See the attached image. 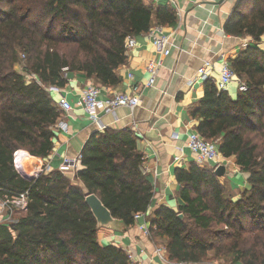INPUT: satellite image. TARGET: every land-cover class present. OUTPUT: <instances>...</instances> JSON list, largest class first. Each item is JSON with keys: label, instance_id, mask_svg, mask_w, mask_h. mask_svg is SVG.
Segmentation results:
<instances>
[{"label": "trees", "instance_id": "obj_1", "mask_svg": "<svg viewBox=\"0 0 264 264\" xmlns=\"http://www.w3.org/2000/svg\"><path fill=\"white\" fill-rule=\"evenodd\" d=\"M176 22L171 7L149 0H0V200L26 197L23 211L0 222V264H131L121 248L98 242L85 197L97 196L125 229L147 213L154 192L132 131L91 134L73 179L52 170L29 180L14 157L23 151L46 159L52 152L62 113L50 88H64L70 73L95 86H118L127 40ZM223 31L251 41L229 60L247 90L232 99L204 81L190 117L205 141L216 142L218 153L249 175V188L233 200L211 168L194 162L176 168L181 205L157 207L147 230L173 264H264V50L258 47L264 0H237Z\"/></svg>", "mask_w": 264, "mask_h": 264}, {"label": "crops", "instance_id": "obj_2", "mask_svg": "<svg viewBox=\"0 0 264 264\" xmlns=\"http://www.w3.org/2000/svg\"><path fill=\"white\" fill-rule=\"evenodd\" d=\"M149 1L156 6L171 7L176 13L174 27H161L162 34L169 38L168 55L160 56L163 47L154 46L147 33L134 37V47L127 50V64L117 70L121 83L114 88L98 86L103 89L100 98L111 93L139 97V104L133 109L119 107L112 113H100L99 117L105 129L127 128L133 132L136 149L143 156V172L154 192L147 213L140 214L132 228H98V242L121 248L131 257V264H160L156 245L144 234L143 228L148 229V217L157 207L163 205L177 210L181 201L175 196L179 187L174 170L196 163L187 148V137L196 132L198 124V120L190 117V110L203 96V82L197 78V70L205 63L210 64V79L214 83L222 62L235 59L251 42L248 37L236 38L223 31L237 0H174L173 4L169 0ZM258 47L264 50V36ZM150 60L159 61L160 65L153 85L147 87L150 74L146 67ZM67 77L64 88L50 91L56 104L64 97L72 106L60 117L66 130L53 129V149L46 159L26 153L22 162L32 175L45 169L58 170L64 159L76 158L89 136L98 132V126L76 106L84 89L92 83L82 74L70 73ZM225 91L232 99L239 93L236 83L229 84ZM218 162L227 170L224 177H218L220 182H225L233 200H238L249 188V175L240 171L233 157L224 158L219 154ZM201 167L212 169V165ZM81 168L79 165L76 171ZM74 174L67 176L73 179Z\"/></svg>", "mask_w": 264, "mask_h": 264}, {"label": "built area", "instance_id": "obj_3", "mask_svg": "<svg viewBox=\"0 0 264 264\" xmlns=\"http://www.w3.org/2000/svg\"><path fill=\"white\" fill-rule=\"evenodd\" d=\"M170 4L174 3V0H169ZM147 35L149 39L152 41L154 46L163 47V50L160 53V56H167L169 53V38L162 34L161 26H154L148 32ZM135 45L134 37H131L127 40L125 45L126 50L133 48ZM160 65L159 61L150 60L147 64L146 71L150 74V78L146 83L147 87L153 85L156 71L158 66ZM212 70V66L208 63H205L197 70V78L202 82L211 80L210 73ZM25 80L27 82L37 80L34 75H24ZM231 83H236L238 92H245L247 87L243 82H241L235 76L234 72L230 68L229 61H223L221 66L218 69V79L214 82L215 87L220 91H225L227 86ZM57 89L50 88L49 92ZM103 89L95 86L93 84L88 85L81 96L79 97L76 106L80 107L87 115L88 119L98 126V132H103L105 127L100 124V113H112L119 107H127L133 109L139 104V97L137 95H133L131 93H111L106 95L104 98H100ZM105 92V91H104ZM57 106L59 107L62 114H67L71 109V104L62 97L58 102ZM55 129H60L62 131L66 130L65 124L59 119V121L54 126ZM187 148L191 152V154L195 157V161L199 166L204 165H212V169L214 170L219 162H218V146L216 142L205 141L198 133L194 132L188 135L187 137ZM20 156L22 159L18 160L16 157ZM27 156V154L23 151H18L14 157V164L18 172L24 176L21 171L22 160ZM81 161V153L74 159H64L62 165L59 167V171L63 174L67 175L69 173H73L76 171ZM44 171L45 173H49V169L40 170L31 176V179L37 177V175ZM25 177V176H24ZM2 209H6L7 213L1 215L0 212V222L7 221L12 212L14 210L23 211L26 207V197L25 195H19L16 198H13L11 201H1ZM3 211V210H2ZM9 211V212H8ZM140 215L136 216V219ZM147 228H143L144 234L147 235ZM155 253L159 258L160 264H173L168 262L165 257V251L162 246H158L155 249ZM131 260V257L129 256Z\"/></svg>", "mask_w": 264, "mask_h": 264}, {"label": "water", "instance_id": "obj_4", "mask_svg": "<svg viewBox=\"0 0 264 264\" xmlns=\"http://www.w3.org/2000/svg\"><path fill=\"white\" fill-rule=\"evenodd\" d=\"M213 172L217 177H224L227 170L223 165H218ZM27 179L30 180L31 177ZM85 202L90 208L98 228L117 230L119 227H122L121 223L112 217L111 213L106 209L97 196L94 194L87 195L85 197ZM178 217L182 219L183 215L179 214Z\"/></svg>", "mask_w": 264, "mask_h": 264}, {"label": "rangeland", "instance_id": "obj_5", "mask_svg": "<svg viewBox=\"0 0 264 264\" xmlns=\"http://www.w3.org/2000/svg\"><path fill=\"white\" fill-rule=\"evenodd\" d=\"M28 176H29V178H30V175H32V174H27ZM3 210V211H2ZM0 212H1V215H3V214H6L7 213V210L4 208V209H2V207H1V202H0ZM207 263H210V264H219V263H223V264H228V263H225L223 260H216V259H212V260H209Z\"/></svg>", "mask_w": 264, "mask_h": 264}, {"label": "bare ground", "instance_id": "obj_6", "mask_svg": "<svg viewBox=\"0 0 264 264\" xmlns=\"http://www.w3.org/2000/svg\"><path fill=\"white\" fill-rule=\"evenodd\" d=\"M16 158H17L18 160H21V159H22L20 156H17ZM28 161H29V160H28ZM21 164H22V167H21L22 170H21V171L23 172V174H24L25 177L29 178V176H28L27 174H32V173H31L32 171H30V169L28 170V169L26 168L24 162H21ZM33 169H34V168H33ZM30 177H31V175H30Z\"/></svg>", "mask_w": 264, "mask_h": 264}]
</instances>
